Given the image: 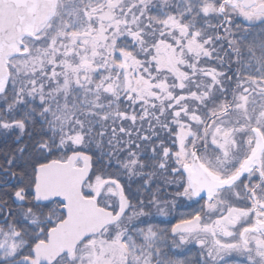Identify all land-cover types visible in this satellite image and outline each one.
<instances>
[{"label":"snow or ice","instance_id":"obj_1","mask_svg":"<svg viewBox=\"0 0 264 264\" xmlns=\"http://www.w3.org/2000/svg\"><path fill=\"white\" fill-rule=\"evenodd\" d=\"M0 264H264V0H0Z\"/></svg>","mask_w":264,"mask_h":264}]
</instances>
